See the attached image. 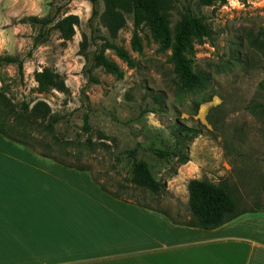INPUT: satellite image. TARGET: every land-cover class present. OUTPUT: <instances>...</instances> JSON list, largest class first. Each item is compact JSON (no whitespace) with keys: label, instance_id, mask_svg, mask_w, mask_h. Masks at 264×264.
Instances as JSON below:
<instances>
[{"label":"rangeland","instance_id":"1","mask_svg":"<svg viewBox=\"0 0 264 264\" xmlns=\"http://www.w3.org/2000/svg\"><path fill=\"white\" fill-rule=\"evenodd\" d=\"M181 5L213 31L211 38L193 39L186 55L207 77L204 88L194 92L178 87L171 51L147 24L137 30L139 49L127 14L113 39L101 19L103 2L92 18L86 0H0V55L23 62L22 70L16 64L0 66V95L12 106L44 102L58 121L52 130L20 133L23 143L8 140L39 158L41 173L52 163L85 172L101 191L161 211L178 223L193 219L188 196L193 179L229 185L242 210L264 212V117L255 110L264 102L258 90L264 58L248 46L252 34L264 31V0H223L210 6L179 0L177 10L169 14L172 30ZM69 15L77 16L79 24L73 38L64 40L55 25ZM29 16H56V22L44 28L20 22ZM41 31L44 38L34 46ZM103 38L125 50L129 61L105 49ZM96 50H104L123 75L96 68L89 77V58ZM45 71L59 76L63 91L37 82L36 75ZM5 122L13 133L25 128L21 121ZM182 127L198 131L184 144L189 162L168 164L141 151L139 158L167 188L158 196L136 188L126 151L146 143L147 133L175 143Z\"/></svg>","mask_w":264,"mask_h":264},{"label":"crops","instance_id":"2","mask_svg":"<svg viewBox=\"0 0 264 264\" xmlns=\"http://www.w3.org/2000/svg\"><path fill=\"white\" fill-rule=\"evenodd\" d=\"M18 147L0 134V264H264V212L188 227Z\"/></svg>","mask_w":264,"mask_h":264},{"label":"trees","instance_id":"3","mask_svg":"<svg viewBox=\"0 0 264 264\" xmlns=\"http://www.w3.org/2000/svg\"><path fill=\"white\" fill-rule=\"evenodd\" d=\"M92 5V18L99 15L98 7L101 2L105 5V10L101 15L104 25L108 28L113 39L117 37L118 31L124 25V15L132 17L135 27V41L137 49L140 48L138 41V29L147 24L150 26L154 36L161 42L164 49L171 51V61L176 74L177 85L184 92H194L204 88L207 83L205 72L194 68L192 61L187 58V52L192 47L193 39L202 40L211 38L213 31L204 22V19L192 13L189 7L181 5L178 10L179 19L174 27L170 28L169 14L177 10L179 0H86ZM223 0H199L203 5L210 6ZM246 2L247 0H243ZM22 23H31L40 25L41 28L54 24L56 16L38 17L29 16L21 19ZM79 24V18L69 15L56 23V28L61 33V38L70 40L75 35L74 27ZM35 38L34 46L41 43L44 33ZM105 49H112L117 52L120 58L129 61L128 54L122 48L110 42L108 38L102 39ZM240 48L242 45H239ZM249 48L256 50L264 58V31L259 34H252L248 43ZM237 48V47H236ZM235 48V49H236ZM239 50V48H238ZM89 67L87 73L92 77V71L96 68H103L110 74L122 76L120 68L105 55L104 50H96L89 58ZM17 65L20 70L23 68V62L17 57L10 55H0V66ZM37 82L41 86L51 87L63 91V84L58 75H52L48 72L38 73ZM259 94L264 98V79L258 85ZM159 103L161 98L159 97ZM264 117V102L260 101L255 106ZM21 121L24 129L21 132L13 133V126L5 121ZM48 121L46 125L44 122ZM58 121L50 115V107L44 102H37L30 107L26 103L12 106L4 95H0V134L6 136L9 140L23 143L20 133L25 136L28 131L35 129H53ZM29 129V130H28ZM185 134V135H183ZM28 135V134H27ZM198 131L182 127L180 134L177 135L175 143H169L161 134L149 135L147 133L146 143H138L133 149L126 151L129 163L131 164V183L143 191L150 192L153 196H158L166 190L167 185L163 183L154 172L152 166L144 159L139 158V152L143 151L151 154L156 159L168 164L177 162L184 165L189 162L186 156V140L196 138ZM185 136V137H181ZM102 191L106 192L102 189ZM189 206L192 214V221L186 224L188 227L205 230L217 229L239 216L255 211H244L240 208L238 195L234 188L223 183H213L206 179H193L188 184ZM112 197L115 194L109 193Z\"/></svg>","mask_w":264,"mask_h":264},{"label":"bare ground","instance_id":"4","mask_svg":"<svg viewBox=\"0 0 264 264\" xmlns=\"http://www.w3.org/2000/svg\"><path fill=\"white\" fill-rule=\"evenodd\" d=\"M82 184H83V183H82ZM78 185H79V184H78ZM78 185H77V186H78ZM80 186H81V185H80ZM83 187H84V186H83ZM113 224H114V223H113Z\"/></svg>","mask_w":264,"mask_h":264}]
</instances>
